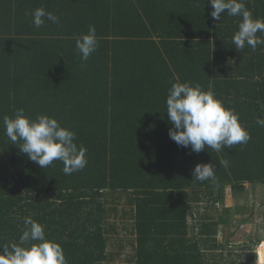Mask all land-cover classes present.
Wrapping results in <instances>:
<instances>
[{
  "label": "trees",
  "instance_id": "1",
  "mask_svg": "<svg viewBox=\"0 0 264 264\" xmlns=\"http://www.w3.org/2000/svg\"><path fill=\"white\" fill-rule=\"evenodd\" d=\"M243 2L264 19V0ZM39 7L58 22L34 27L25 13ZM212 11L209 0H0V246L19 243L31 217L68 264H122L127 246L128 264H219L201 248L216 250L226 232L230 243L237 211L246 219L237 205L221 212L225 185L236 197L245 183L264 185V45L235 49L241 17L214 20ZM90 25L98 47L82 62L76 41ZM174 83L211 91L251 139L219 152L178 146L166 114ZM20 108L74 131L86 167L68 175L61 161L32 162L5 135L3 117ZM198 163L215 165L216 184L192 178Z\"/></svg>",
  "mask_w": 264,
  "mask_h": 264
},
{
  "label": "clouds",
  "instance_id": "2",
  "mask_svg": "<svg viewBox=\"0 0 264 264\" xmlns=\"http://www.w3.org/2000/svg\"><path fill=\"white\" fill-rule=\"evenodd\" d=\"M209 3L214 20L220 21L225 12L229 16L241 17L238 31L232 38L235 49L242 50L247 45L255 50L258 45H264V39L257 36L258 32L264 33V19H254L243 0H209ZM25 14L31 16L36 28L44 26L45 20L57 23L59 19L44 7ZM97 47L96 29L90 25L87 34L76 41L82 62H86ZM166 109L173 126L168 133L170 139L192 152L199 153L206 147L219 152L234 145H244L251 139L234 110L224 107L211 91L205 92L199 85L174 83L167 94ZM256 123L264 127V119L258 117ZM3 125L12 144L22 141L21 152L41 168L61 161L63 172L70 175L83 170L88 163L87 149L75 143L76 133L62 127L55 118L38 115L34 120L29 119L20 108L13 118L4 116ZM220 163L227 166L228 161ZM215 171L212 163H198L192 171V178L216 184ZM24 225L19 243L0 246V264H68L61 245L46 238L43 225L31 217H25ZM259 264H264V259Z\"/></svg>",
  "mask_w": 264,
  "mask_h": 264
},
{
  "label": "rangeland",
  "instance_id": "3",
  "mask_svg": "<svg viewBox=\"0 0 264 264\" xmlns=\"http://www.w3.org/2000/svg\"><path fill=\"white\" fill-rule=\"evenodd\" d=\"M256 189L252 190L250 186L244 184V190L245 192V197H240L239 199L232 200L229 199L230 194L232 193L231 187L228 186L226 189L223 190V203H220L219 207L221 208V212L225 214V209L224 207H232L237 205V210L243 211V214L241 216H245V220L243 221L241 217L239 216L237 211V215L233 217L230 221L233 222L232 224H238L234 226L232 230L235 232L233 235L230 237L229 241L230 244H236V247H241V246H249L251 241H256V239H259V243L256 245H253L251 248L253 251H255L256 255L258 256L260 261V246L264 242L260 244L262 240H264V185H256ZM232 197V196H231ZM234 197V196H233ZM123 200V201H122ZM120 200L121 202L119 205H117V226H116V231L118 232L119 236L123 238V241L125 239V231L123 230V226L129 228L130 220L126 219L123 221V216H122V210H127L125 206V199L122 198ZM223 204V208L222 205ZM197 211L199 213H203V208L204 204L198 205ZM196 210V209H195ZM241 219V223L240 222ZM114 221L112 218L110 222ZM128 233H126L127 235ZM114 236V235H112ZM128 236V235H127ZM225 237L223 236H218V240H221L222 242H225ZM260 244V246H259ZM239 245V246H238ZM118 245L116 244L115 246H111L109 249L110 251L117 252L118 250ZM132 247L127 246L125 250L120 254L119 259H126L129 256H131L132 253ZM259 261L257 264H259Z\"/></svg>",
  "mask_w": 264,
  "mask_h": 264
},
{
  "label": "crops",
  "instance_id": "4",
  "mask_svg": "<svg viewBox=\"0 0 264 264\" xmlns=\"http://www.w3.org/2000/svg\"><path fill=\"white\" fill-rule=\"evenodd\" d=\"M245 185H248L247 183H245ZM229 185H225V189L228 187ZM252 190H255L257 187L256 186H250ZM245 192L243 193L242 196L245 195ZM237 195V194H236ZM232 196V197H231ZM235 195H233L232 193L230 194V197H228L229 199L234 200L235 199H239L240 195H238V197H233ZM224 200V197H223ZM205 205V204H204ZM225 208H229V207H225ZM232 208V207H230ZM234 208H236V206H234ZM233 208V209H234ZM208 212L205 207L203 208V213ZM233 229V228H232ZM225 230V229H224ZM223 230V231H224ZM222 231V232H223ZM235 232V231H234ZM233 232V233H234ZM226 238L225 242H222L221 240H218L217 244L219 245L216 250H210V251H204L203 248H201V252L206 254V256H210V255H216L217 258V263L219 264H227L228 260L231 261L233 258L236 261V264H257L259 261V258H257L258 256L256 255L255 251H253V249L251 247H246V246H241V247H236V244H230L228 242H226L227 238H228V232H226V234H219V236H223ZM259 239H256V241L254 242H258ZM264 240H262L260 242V244L263 242ZM259 243V242H258ZM259 244V246H260ZM239 246V245H238ZM214 251V252H213ZM231 257V258H230ZM126 259H122V264H128L127 262H124Z\"/></svg>",
  "mask_w": 264,
  "mask_h": 264
},
{
  "label": "bare ground",
  "instance_id": "5",
  "mask_svg": "<svg viewBox=\"0 0 264 264\" xmlns=\"http://www.w3.org/2000/svg\"><path fill=\"white\" fill-rule=\"evenodd\" d=\"M259 255H261V256H260V260H261V259H264V251L260 252ZM259 262H260V261H259Z\"/></svg>",
  "mask_w": 264,
  "mask_h": 264
}]
</instances>
